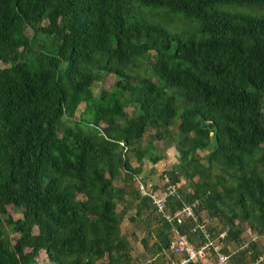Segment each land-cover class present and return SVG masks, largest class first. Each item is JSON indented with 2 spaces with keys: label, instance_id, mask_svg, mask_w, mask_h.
<instances>
[{
  "label": "trees",
  "instance_id": "trees-1",
  "mask_svg": "<svg viewBox=\"0 0 264 264\" xmlns=\"http://www.w3.org/2000/svg\"><path fill=\"white\" fill-rule=\"evenodd\" d=\"M263 97L264 0H0V264H135L128 210L153 237L141 264H173L170 225L136 188L164 138L177 156L160 179L185 184L168 209L196 201L230 264L251 262L264 253ZM190 226L176 227L202 243Z\"/></svg>",
  "mask_w": 264,
  "mask_h": 264
},
{
  "label": "built area",
  "instance_id": "built-area-1",
  "mask_svg": "<svg viewBox=\"0 0 264 264\" xmlns=\"http://www.w3.org/2000/svg\"><path fill=\"white\" fill-rule=\"evenodd\" d=\"M178 186V183H171L166 175L161 178L160 183L144 184L137 181L136 184L139 195L148 197L156 213L170 225L168 250L177 257L173 264H230L228 255L222 251L225 233L222 231L213 239L210 237L209 223L195 213L196 201L174 210L168 209L167 198L176 192ZM184 222L190 223V232H198L203 236L202 243L193 245L185 235L179 233L176 226ZM263 261L264 253L258 254L247 264H263Z\"/></svg>",
  "mask_w": 264,
  "mask_h": 264
},
{
  "label": "rangeland",
  "instance_id": "rangeland-1",
  "mask_svg": "<svg viewBox=\"0 0 264 264\" xmlns=\"http://www.w3.org/2000/svg\"><path fill=\"white\" fill-rule=\"evenodd\" d=\"M110 79H111L110 76L103 75L102 79L94 81L91 86L92 92L96 94L100 89L108 90L110 88V83H111ZM263 102H264V97H263ZM82 107L83 105L81 103L76 108L74 114L75 119H77V114L81 111ZM125 110L129 114H131L132 112L134 113L132 106L126 107ZM148 133L149 131L144 133L140 145L141 143H144L145 141L148 140ZM155 145H156V153L161 155V159L157 161L155 164H151L146 156L142 159V164H141L142 171L140 175L142 179H144V182L147 183H154V182L160 183L161 181L160 175L162 171L176 161L177 153L174 149L173 142H170L167 138H164L160 142H155ZM199 153H203V151ZM130 162L131 165L133 166L137 165L133 156L130 157ZM183 182H184L183 179L180 178V180L177 183L179 186L182 185L184 187L185 184ZM113 184H115L116 186H120L121 182L119 179H116L113 180ZM119 208L120 206H118L117 210H119ZM7 212L13 218H19L21 215V209L14 206H7ZM198 214L199 217L207 221L209 225L210 224L217 225L218 221L216 219H210L204 210L200 211ZM131 216H133V211L128 210L124 215L123 221L120 224V230L132 244V255L136 258L135 264H141L147 261L151 256L150 250L143 249L141 245V239L145 238L147 241V245H150L153 240V237L151 235L146 236L145 228H143L139 223L137 224L135 222H129L127 217H131ZM241 236L242 239L245 241L249 237V234L248 232L245 231L242 233ZM256 240L258 242L259 241L261 242L262 237L257 236ZM229 248L231 249L232 247L229 246ZM36 264H50V263L46 260L43 252H41Z\"/></svg>",
  "mask_w": 264,
  "mask_h": 264
},
{
  "label": "crops",
  "instance_id": "crops-1",
  "mask_svg": "<svg viewBox=\"0 0 264 264\" xmlns=\"http://www.w3.org/2000/svg\"><path fill=\"white\" fill-rule=\"evenodd\" d=\"M150 172V171H149Z\"/></svg>",
  "mask_w": 264,
  "mask_h": 264
}]
</instances>
